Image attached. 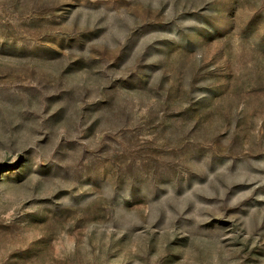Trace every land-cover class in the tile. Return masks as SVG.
Listing matches in <instances>:
<instances>
[{"label":"rangeland","instance_id":"374dc122","mask_svg":"<svg viewBox=\"0 0 264 264\" xmlns=\"http://www.w3.org/2000/svg\"><path fill=\"white\" fill-rule=\"evenodd\" d=\"M0 264H264V0H0Z\"/></svg>","mask_w":264,"mask_h":264}]
</instances>
